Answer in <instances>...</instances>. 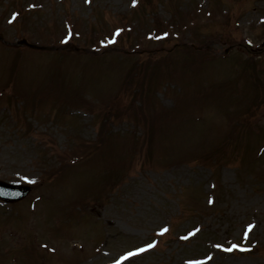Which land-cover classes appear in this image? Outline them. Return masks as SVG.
Wrapping results in <instances>:
<instances>
[{"label":"rangeland","instance_id":"obj_1","mask_svg":"<svg viewBox=\"0 0 264 264\" xmlns=\"http://www.w3.org/2000/svg\"><path fill=\"white\" fill-rule=\"evenodd\" d=\"M0 87V264H264V0H0Z\"/></svg>","mask_w":264,"mask_h":264},{"label":"water","instance_id":"obj_2","mask_svg":"<svg viewBox=\"0 0 264 264\" xmlns=\"http://www.w3.org/2000/svg\"><path fill=\"white\" fill-rule=\"evenodd\" d=\"M31 188L23 186H13L0 181V197L7 202H15L24 198Z\"/></svg>","mask_w":264,"mask_h":264}]
</instances>
